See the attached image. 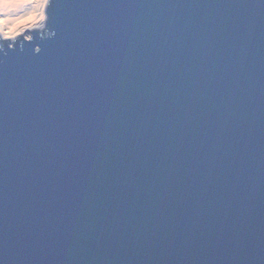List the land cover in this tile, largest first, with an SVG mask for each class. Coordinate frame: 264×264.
Masks as SVG:
<instances>
[{
  "label": "water",
  "instance_id": "obj_1",
  "mask_svg": "<svg viewBox=\"0 0 264 264\" xmlns=\"http://www.w3.org/2000/svg\"><path fill=\"white\" fill-rule=\"evenodd\" d=\"M0 29V264H264V0H48Z\"/></svg>",
  "mask_w": 264,
  "mask_h": 264
},
{
  "label": "rangeland",
  "instance_id": "obj_2",
  "mask_svg": "<svg viewBox=\"0 0 264 264\" xmlns=\"http://www.w3.org/2000/svg\"><path fill=\"white\" fill-rule=\"evenodd\" d=\"M47 3L48 0H31L27 3L26 6L18 10L17 16H9L6 15L7 13L0 11V29L8 36L26 32V38H30L31 35L29 32L31 31V28L29 27L28 23L36 22L38 15L45 17V9ZM33 10L35 11L32 12ZM10 11L14 12L15 10L12 8L10 9ZM15 18L18 19L15 24H12V19Z\"/></svg>",
  "mask_w": 264,
  "mask_h": 264
},
{
  "label": "bare ground",
  "instance_id": "obj_3",
  "mask_svg": "<svg viewBox=\"0 0 264 264\" xmlns=\"http://www.w3.org/2000/svg\"><path fill=\"white\" fill-rule=\"evenodd\" d=\"M29 1H31V0H0V11L7 13L6 15H9V16H11V15L17 16L18 10L23 8L24 6H26ZM12 8L15 10L14 12L10 11V9H12ZM34 11L35 10H33L32 12H34ZM22 12H23V10H22ZM17 19L16 18L12 19L13 20L12 24H15ZM28 19H32V18H28Z\"/></svg>",
  "mask_w": 264,
  "mask_h": 264
}]
</instances>
